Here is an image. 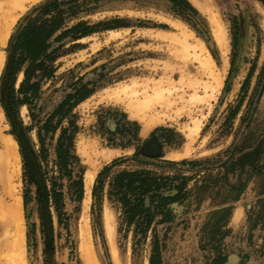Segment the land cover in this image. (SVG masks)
<instances>
[{
    "label": "rangeland",
    "instance_id": "1",
    "mask_svg": "<svg viewBox=\"0 0 264 264\" xmlns=\"http://www.w3.org/2000/svg\"><path fill=\"white\" fill-rule=\"evenodd\" d=\"M192 2L193 7L182 0L26 4L6 44L0 43V152L6 143L19 157L12 183L0 171V264H90L82 251L87 244L98 264H151L156 241L162 264H264V24L253 25L246 36L240 8L247 0ZM56 4L61 6L38 21L48 58L30 80L24 67L13 82L14 38ZM217 23L226 35L225 50ZM83 25L99 28L76 40L80 33L74 29ZM202 45L222 79L216 95L211 72L202 64L206 56L199 55ZM47 69L54 71L50 78ZM78 82L93 93L46 135L43 147L41 127ZM130 124L139 126L140 141ZM197 124L200 133L191 135ZM118 128L125 131L117 133ZM62 136H73L81 162L75 180L84 170L81 199L71 182L59 177L56 149ZM112 166L94 199L99 175ZM142 170L182 174L191 179L188 190L206 178L210 188L199 201L196 194L191 202L171 205L174 220L162 223L157 217L144 232L136 223L128 225L130 208L109 195L114 176ZM90 172H97L91 193ZM54 186L64 195L60 207L48 201ZM230 207L228 223L214 234L211 214ZM16 235L24 240L22 250Z\"/></svg>",
    "mask_w": 264,
    "mask_h": 264
},
{
    "label": "trees",
    "instance_id": "2",
    "mask_svg": "<svg viewBox=\"0 0 264 264\" xmlns=\"http://www.w3.org/2000/svg\"><path fill=\"white\" fill-rule=\"evenodd\" d=\"M184 3L188 4L186 0H182ZM264 2L263 0H260ZM61 6V4H56L53 6H48L42 10L36 18L30 20V22L24 27L18 36L14 38L13 51L15 54L14 62V75L13 82L16 79L17 74H19L24 67L26 81L30 80L37 71L40 69L41 62L49 56L50 49L45 46L42 38V30L38 25L39 19L45 15L49 14L53 9ZM191 7V6H190ZM192 8V7H191ZM193 9V8H192ZM194 10V9H193ZM99 27H89L83 25L76 27L74 31L80 33L76 40L90 36L98 30ZM53 69H47L46 75L50 78L53 74ZM93 93V90L89 88L88 85H84L83 82H78L73 86L72 94H69L62 104L56 109L54 114L48 119L44 126L40 129V140L45 147L46 135L54 134L59 127L64 123L66 119L71 118V114L79 104L84 102ZM57 124H54V121ZM135 127L134 140L140 141L139 138V126L137 124H130ZM72 134L74 136L75 124L71 123ZM130 132L132 129H129ZM126 130V132H129ZM118 128L117 133L124 132ZM44 133L45 135H43ZM73 136L69 139L63 136L58 140L56 155H57V165L60 170V179H68L71 182V186L75 188V193L78 199H81L84 193V180L83 172L80 170V175H78L77 180H75V170L80 167V159L75 154ZM171 146L172 142L168 141ZM45 152V149H44ZM120 163L116 161L114 166ZM172 166H178L179 164H170ZM197 163L193 162H183L182 166L194 167ZM106 168L98 177L96 186L94 188V199L98 200L99 192L105 187L107 180L109 179L110 172L113 167ZM191 179L182 176V174H177L175 176H163L159 173L153 171H124L120 172L114 176L112 182L110 183L109 195L111 197H116L119 202L126 207L125 211L126 219L128 225L136 223L138 230L141 228L144 232L148 231V226H151L157 217L162 218V223L172 222L174 220L173 210L171 205L175 203H185L186 201L191 202L192 197L196 196V200L199 201V195L203 193V190H208L210 188L206 178H201L200 181H196V185L193 190H188V183ZM201 184L202 186L200 187ZM208 184V185H207ZM56 185V184H55ZM242 193V191L240 192ZM48 201L54 200L57 207L63 202V193L57 191L54 186V194L51 196L49 191H47ZM240 197H235L233 200L238 201ZM232 207L226 208L217 212L212 213L214 216V230L215 233L221 227L228 223L231 217ZM219 215H223L222 218ZM253 214L250 221H253ZM158 241L153 251V257L151 264H162L160 261V250ZM221 263L226 262V258H221ZM220 264V262H218Z\"/></svg>",
    "mask_w": 264,
    "mask_h": 264
},
{
    "label": "bare ground",
    "instance_id": "3",
    "mask_svg": "<svg viewBox=\"0 0 264 264\" xmlns=\"http://www.w3.org/2000/svg\"><path fill=\"white\" fill-rule=\"evenodd\" d=\"M36 1H39V0H2V2H0V43L1 44H6L8 38L10 36V32H11L12 26L16 22V19H17L18 15L20 13L24 12L26 4L30 3V2H36ZM221 26L222 25L220 23L216 24V27H217L216 28V36H217V40L219 42V45L221 46V48L223 50H225V47H226V35H225V32H224V30H223V28ZM199 55L200 56H202V55L206 56V60H205V62H202V64H203V67L205 69H208V71L211 72V76H212V79L214 81V84H216L215 87L212 88V92H213V95H216V94L219 93V91L221 90L222 85H223L221 76L219 74L215 73V71H214V60L211 57V55L208 54V51H207V49L205 48L204 45H202L200 47ZM0 65H1V56H0ZM147 125H148V127L151 126L150 123H147ZM199 125L197 124V126H195L196 128L194 127L195 129L193 131H191V135H194V136L196 135L197 136L200 133V131H201V127L200 126L201 125L200 126ZM192 138L195 139L193 136H192ZM4 148H5V151L0 152V167L2 166L0 171H2V172L4 171L3 173H1L2 175L5 176L4 179L6 181H8L9 183H12L14 178H15L14 174H15V176L17 174L16 173L17 172L16 168H18V166H19V157L17 155L16 150L13 149V147H11L9 144L5 143V147ZM10 169L11 170L14 169V170H12L13 174L12 173L7 174L8 173L7 171H9ZM11 170H10V172H12ZM96 175H97V172H90L87 175V185H86V187L88 188V192L89 193H91V187H92V185H93V183H94V181L96 179ZM110 228H111V226L109 227V225H108V229L110 230V233H111L112 229H110ZM85 232H86L87 236L90 234V228H89L88 223H86V225H85ZM16 233H18V235H20L22 232L17 231ZM18 235H16L18 240L15 237V240H17L18 244H17L16 241H15V244H17V246H19V248H18L19 250H22L24 248V244H23L24 240H22L20 242V239H19ZM20 237L22 238V236H20ZM13 250L15 251L16 248L13 249ZM19 250H16L15 253L14 252L13 253L16 254L17 252H19ZM82 251H83L84 257L86 258V260L90 264H98L96 262L94 251H93L91 245L87 244L86 246H84L82 248ZM22 254H23V252H22ZM15 256H19V253L16 254ZM21 262H22L21 264H23L25 261L24 262L21 261ZM15 263L17 264V262H14V264Z\"/></svg>",
    "mask_w": 264,
    "mask_h": 264
},
{
    "label": "crops",
    "instance_id": "4",
    "mask_svg": "<svg viewBox=\"0 0 264 264\" xmlns=\"http://www.w3.org/2000/svg\"><path fill=\"white\" fill-rule=\"evenodd\" d=\"M189 3L192 4L193 7V0H187ZM249 3L242 5L240 12L243 15V19L241 21L242 26L245 29L246 36L247 34L253 32V25L257 26L258 22H260L261 26L264 24V2L260 0H247ZM250 7H252L253 11H250ZM252 12L254 15H250L249 13ZM243 33V28H242ZM200 185V184H199Z\"/></svg>",
    "mask_w": 264,
    "mask_h": 264
},
{
    "label": "water",
    "instance_id": "5",
    "mask_svg": "<svg viewBox=\"0 0 264 264\" xmlns=\"http://www.w3.org/2000/svg\"><path fill=\"white\" fill-rule=\"evenodd\" d=\"M263 1H264V0H263ZM47 7H48V6H47ZM18 35H19V34H18ZM18 35H17V36H18Z\"/></svg>",
    "mask_w": 264,
    "mask_h": 264
}]
</instances>
